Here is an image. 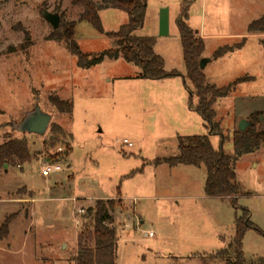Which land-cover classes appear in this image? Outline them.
I'll return each mask as SVG.
<instances>
[{"label":"rangeland","instance_id":"rangeland-1","mask_svg":"<svg viewBox=\"0 0 264 264\" xmlns=\"http://www.w3.org/2000/svg\"><path fill=\"white\" fill-rule=\"evenodd\" d=\"M147 3L143 26L134 35L154 37V50L163 53L168 67L185 69L176 24L184 8V22L205 40L208 55L246 38L241 48L206 70L208 81L218 87L251 78L214 104L223 144L220 135L209 134L197 112L185 120L184 96L173 93L170 81L140 78L139 67L122 58L80 67L63 41L49 39L54 28L42 11L78 20L82 7L72 0H0V143L25 137L31 152L28 163L0 169V264H74L78 233L97 199H110L115 206L116 264H202V257L232 240L242 208L261 231H246L245 262L264 256L263 144L235 161L242 191L238 209L230 198L205 194L204 164L154 163L177 154V133L208 135L215 149L222 146L235 155L233 135L241 120L236 109L252 108L255 97L264 95V32H248L249 24L264 15V0ZM164 7L174 8L176 18L169 34L158 36L157 13ZM99 15L105 32L128 22L126 12L112 7ZM75 39L89 57L113 46L83 21L77 23ZM55 96L72 102V111L57 109L51 101ZM35 109L50 116L44 134L14 128ZM53 124L65 134L54 145ZM55 154L62 169L42 175V164L52 162Z\"/></svg>","mask_w":264,"mask_h":264},{"label":"trees","instance_id":"trees-1","mask_svg":"<svg viewBox=\"0 0 264 264\" xmlns=\"http://www.w3.org/2000/svg\"><path fill=\"white\" fill-rule=\"evenodd\" d=\"M72 3L82 7L78 20L65 21L63 15L60 14V25L54 29L49 39L63 41L69 52L77 57V64L80 67L89 68L101 63L105 58H122L139 67L138 77L140 78L162 80L184 77L189 94V108L202 117L209 134L220 135L221 145L223 144L221 127L215 120L214 104L218 99L232 92L237 84L251 78L249 76L239 77L223 87L206 82V76L199 66L204 51V40L197 31L192 30L184 22L185 8L176 20L185 65L183 75L178 70L165 69L164 59L154 50L156 43L154 37L134 35V31L143 26L147 0H72ZM107 7L124 11L128 16V22L118 31L105 32L103 29L99 12ZM81 21L90 24L100 34H105L112 41L113 46L93 57L85 54L75 39L76 26ZM248 32L251 34L264 32V15L249 24ZM243 39L233 46L218 47L211 58L217 59L227 52L241 48L245 37ZM27 41L21 44L22 48L26 47ZM262 43L264 46V42ZM193 96L197 98L196 104L193 102ZM51 101L61 112L70 113L72 111L73 104L70 101L61 100L56 96L51 98ZM260 115V111L251 113L246 118L251 124L243 131L239 129L234 131V156L226 154L222 146L215 149L208 135H182L177 137V154L172 157L156 158L154 163L157 165L167 163L170 166L204 164L207 172L204 183L205 194L210 197L230 198L234 208L238 209L236 199L242 191L237 181L235 161L242 154L252 152L262 144L264 145V129L258 127ZM51 131L55 133L52 145L59 140L60 136L65 135L63 129L57 124L52 125ZM58 156L59 154H55L52 162H57L60 159ZM30 160L31 152L27 138H8L0 143V169L4 168L5 164L22 166ZM117 205H122L121 198H118ZM114 209V203L110 199H97L94 206L88 208L84 217L86 222L77 236V253L73 259L74 264H116L117 233L115 219L112 215ZM248 229L261 232L251 222L250 211L242 208V215L235 219V234L232 240L226 247L204 257L201 256L202 264L218 259L225 264H247L243 253V238ZM250 264H264V256Z\"/></svg>","mask_w":264,"mask_h":264},{"label":"crops","instance_id":"crops-1","mask_svg":"<svg viewBox=\"0 0 264 264\" xmlns=\"http://www.w3.org/2000/svg\"><path fill=\"white\" fill-rule=\"evenodd\" d=\"M147 5H148V3H147ZM178 8L180 9V6H178ZM173 9H171L170 7H164V8L159 9V12L157 13V15H158V22H157V27H158V30L157 31H158V33H156L158 36H164L166 34H169L168 27L171 25V21L172 22H175V18H176L175 17V14L173 13L174 12ZM245 40H246V38H245ZM180 42H181V39H180ZM244 43H245V41H244ZM156 46H157V41H156V43L154 45V49H155ZM181 47H182V44H181ZM232 53L233 52H230V54H232ZM212 54L211 55H208L207 54V52H206V42L204 40V51L202 53V57L210 58V62H208V64L205 66V68L203 69V72H204V74L206 76V82L208 84H210V85H211L210 82H212V84L216 85L215 83H213L214 81H210V82L208 81L210 78L206 74V70H207V67H208L209 64H211L213 62H219V61L223 60L225 54L223 56L217 58V59H212L211 58ZM160 55L164 59V65H165L166 70H168V71L178 70L183 75L185 74V69H177L178 67L176 68V67H173V66L168 67L166 57L163 55V53H161ZM181 57H182V61H183V50H182ZM183 63H184V61H183ZM184 67H185V65H184ZM211 74H212V77L215 76V74L213 72H211ZM177 79H179V80H177ZM163 80L170 81L168 83H170L169 86H173V88H174L172 90L173 93L178 94L180 96V98H182V100H183V96H184V109H185V113H187L189 115L188 118L185 117V120L188 121L191 118L192 112H195V111L191 110L189 108V106H188V101L187 102L185 101L186 94L184 92L185 91L184 88L186 89V85H185L186 84V81H185L184 77H181L180 76V77H174V78L163 79ZM162 92L163 93H166L167 91H162ZM255 98H256V100H255V103L252 106V108H250V107L247 108L246 107L245 109L244 108L236 109L237 110L236 115H237V118H240V119L245 118L246 119L251 113H253L255 111H260L261 112V115L259 116V124H258V127L260 129H264V95L256 96ZM182 106H183V101H182ZM182 128H183V126H182ZM185 128H186V126L184 127V129ZM177 134H178L177 137L178 136H182V135H179V133H177Z\"/></svg>","mask_w":264,"mask_h":264},{"label":"water","instance_id":"water-1","mask_svg":"<svg viewBox=\"0 0 264 264\" xmlns=\"http://www.w3.org/2000/svg\"><path fill=\"white\" fill-rule=\"evenodd\" d=\"M42 16L45 20H47L54 29H57L60 25V14L56 12H50L48 10L42 11ZM210 62V58L202 57L199 62L200 68L203 70L205 66ZM50 122V116L41 112L39 109H35L30 112L22 121L15 125L14 128L18 130L27 131V132H35L37 134H44L48 124ZM251 123L242 118L240 120L238 129L243 131L245 130Z\"/></svg>","mask_w":264,"mask_h":264},{"label":"built area","instance_id":"built-area-1","mask_svg":"<svg viewBox=\"0 0 264 264\" xmlns=\"http://www.w3.org/2000/svg\"><path fill=\"white\" fill-rule=\"evenodd\" d=\"M124 143H127L129 146L132 144L128 142L126 139L123 140ZM61 166L59 162H45L42 164L41 173L44 176L49 175L51 172L59 171L61 170ZM151 235V234H150Z\"/></svg>","mask_w":264,"mask_h":264}]
</instances>
